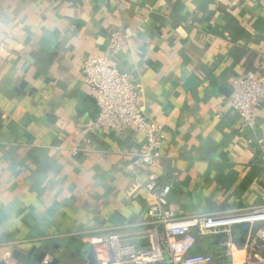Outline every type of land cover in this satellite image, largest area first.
<instances>
[{
  "label": "crops",
  "instance_id": "obj_1",
  "mask_svg": "<svg viewBox=\"0 0 264 264\" xmlns=\"http://www.w3.org/2000/svg\"><path fill=\"white\" fill-rule=\"evenodd\" d=\"M112 32L124 37L111 61L164 129L154 170L172 181L168 208L264 207V128L229 103L234 77H264V0H0V264H97L107 255L89 235L135 234L145 219L146 169L132 163L143 134L79 131L98 114L83 61ZM214 244L200 237L196 251Z\"/></svg>",
  "mask_w": 264,
  "mask_h": 264
},
{
  "label": "built area",
  "instance_id": "obj_2",
  "mask_svg": "<svg viewBox=\"0 0 264 264\" xmlns=\"http://www.w3.org/2000/svg\"><path fill=\"white\" fill-rule=\"evenodd\" d=\"M124 35L112 32L107 51L83 61L82 73L98 107V114L80 126V134L112 131L122 134L135 128L144 142L135 154L133 165L146 169L144 189L149 196L146 216L135 234L120 228L86 238L89 250L106 252L97 264H264V207L229 214H197L177 216L168 208L172 181H162L154 170L162 157L164 129L149 120L139 103L140 88L131 73L121 71L111 58L120 49ZM4 43H1L2 48ZM264 101V77L243 72L231 81L229 103L243 123L264 128L256 110ZM259 144L263 142L258 138ZM264 178V172H263ZM246 232L240 239L241 226ZM200 237L215 238L217 252L196 251ZM218 237V238H216ZM46 255L39 264H50Z\"/></svg>",
  "mask_w": 264,
  "mask_h": 264
},
{
  "label": "trees",
  "instance_id": "obj_3",
  "mask_svg": "<svg viewBox=\"0 0 264 264\" xmlns=\"http://www.w3.org/2000/svg\"><path fill=\"white\" fill-rule=\"evenodd\" d=\"M245 232H246V226H241V229H240V235H244L245 234ZM216 238H218V237H216Z\"/></svg>",
  "mask_w": 264,
  "mask_h": 264
},
{
  "label": "water",
  "instance_id": "obj_4",
  "mask_svg": "<svg viewBox=\"0 0 264 264\" xmlns=\"http://www.w3.org/2000/svg\"><path fill=\"white\" fill-rule=\"evenodd\" d=\"M43 260V259H42ZM42 260L40 261V262H42ZM39 262V263H40ZM28 264H33V263H28ZM50 264H55V261H54V259L52 258V261H51V263Z\"/></svg>",
  "mask_w": 264,
  "mask_h": 264
}]
</instances>
